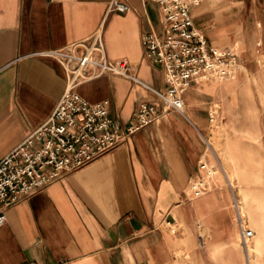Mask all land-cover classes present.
Returning a JSON list of instances; mask_svg holds the SVG:
<instances>
[{
  "label": "crops",
  "instance_id": "0c3cea01",
  "mask_svg": "<svg viewBox=\"0 0 264 264\" xmlns=\"http://www.w3.org/2000/svg\"><path fill=\"white\" fill-rule=\"evenodd\" d=\"M127 1L129 10L106 14L109 0H0V158L48 119L66 88L65 67L47 51L87 39L99 25L107 55L128 59L147 85L102 74L80 83L79 93L107 100L123 123L134 122L141 101L155 102L159 111L113 150L6 206L0 264H225L234 253L238 259L228 184L215 175L206 193L187 199L185 191L199 162L211 159L214 110L231 154L251 158L252 151L263 181L245 190L261 191L257 202L264 201V0L193 6L195 26L216 48L235 49L239 67L231 78H195L184 92V113L164 108L152 90L166 86L142 41L143 32L162 30L157 5ZM243 171L249 176L251 163ZM197 220L207 228L204 245ZM171 223L184 229L173 233Z\"/></svg>",
  "mask_w": 264,
  "mask_h": 264
},
{
  "label": "built area",
  "instance_id": "2783aa9c",
  "mask_svg": "<svg viewBox=\"0 0 264 264\" xmlns=\"http://www.w3.org/2000/svg\"><path fill=\"white\" fill-rule=\"evenodd\" d=\"M141 1L143 5L147 2L157 5L162 25L161 32L151 28L142 34L144 55L162 68L166 83L163 90L152 88L153 93L164 108L184 113V92L191 82L198 77H233L239 67L237 51L230 47L216 48L195 26L191 10L201 0ZM130 8L127 0H109L106 14ZM47 53L55 55L65 67L66 88L48 119L0 158V226L6 221V206L113 150L130 133L150 123L159 113L155 102L141 101L134 122L123 123L109 113L107 100L91 102L77 90L80 83L102 74H119L147 85L133 71L128 59L107 55L102 25L87 39ZM216 113L214 110L210 113L211 124ZM215 156L223 168L216 151ZM199 169L200 173L188 181L187 199L210 189L213 168L209 161L201 160ZM222 172L231 191L240 242L247 244L254 231L244 221L239 198L226 169L223 168ZM178 226L177 223L169 224L170 231L178 232ZM196 228L198 242L204 245L207 232L200 220H197Z\"/></svg>",
  "mask_w": 264,
  "mask_h": 264
},
{
  "label": "rangeland",
  "instance_id": "374dc122",
  "mask_svg": "<svg viewBox=\"0 0 264 264\" xmlns=\"http://www.w3.org/2000/svg\"><path fill=\"white\" fill-rule=\"evenodd\" d=\"M261 113L264 115V105L260 107ZM256 111V109H255ZM218 117L216 120L211 125V131H213L214 136L211 138V143L213 144L214 148L210 144V135L211 131L207 136V140L211 146V149L209 148V155L211 159L209 160V164L211 165L212 169V177L215 175H219V177L222 179L224 183H227L226 180V175H224L225 179L223 178L222 170L223 168L226 169V172L229 176V179L231 182L234 184V189L235 193L239 198L240 201V211L243 213L244 221L248 227L253 229L254 235L249 239L247 244H243L240 242V234L238 231L237 227V232H236V237L237 239H234V244L238 245V259L235 256V253L233 256L230 254L229 261L225 262V264H245V259H246V253H245V245L249 248V260L251 261V246L254 243V236L256 233V229L254 228L253 221L254 219H250L249 216L254 215H259V214H264V201L260 200L258 203L257 200L258 198L261 197V191L258 193L257 191L259 190H253L251 189V193H249L247 190H245L246 185L251 183V184H260L262 183L263 179L260 177L257 173V166H256V161L253 158V153L251 151V158L246 154H243V159L240 156V152L237 154H231L232 151V141L229 139L227 140L228 136H226L224 132L223 126H218L221 125V115L218 114ZM216 123V124H215ZM226 137L224 139V143L222 144L223 137ZM262 148L261 151L264 154V139L260 141ZM215 151L219 155V159L222 162L223 168H221L217 161H216V156H215ZM261 153V154H262ZM251 163V174L249 176L246 175V173L243 171L246 166L248 167V164ZM243 191L242 196H240L241 192ZM256 191V192H255ZM237 226V225H236ZM179 231H182L184 229V224L180 223L179 224ZM207 229V228H206ZM258 229V228H257ZM208 231V230H207ZM261 232V241L260 244L258 245L259 251L257 253V261L256 264H264V234L263 230L261 228L258 229V232ZM176 232V233H178ZM255 249L253 248V252ZM177 257L183 261V262H188L189 257L187 254H185L183 251L178 250L176 251ZM251 264V262H250Z\"/></svg>",
  "mask_w": 264,
  "mask_h": 264
},
{
  "label": "bare ground",
  "instance_id": "6f19581e",
  "mask_svg": "<svg viewBox=\"0 0 264 264\" xmlns=\"http://www.w3.org/2000/svg\"><path fill=\"white\" fill-rule=\"evenodd\" d=\"M228 175V174H227ZM229 177V176H228ZM250 219H254L253 221V226L256 229V233L254 236V243L251 246V261L249 260V248L247 247V245H245V253H246V259H245V264H256L257 261V253L260 250L258 245L260 244L261 241V232H258V229L261 228L263 230V234H264V214H259V215H254L253 216H249ZM258 228V229H257ZM253 248L256 250H254L255 252H253Z\"/></svg>",
  "mask_w": 264,
  "mask_h": 264
}]
</instances>
